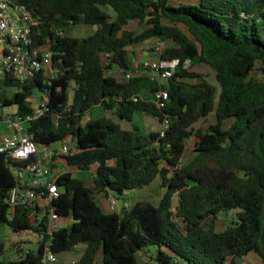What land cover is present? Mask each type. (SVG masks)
Wrapping results in <instances>:
<instances>
[{"label":"trees","instance_id":"1","mask_svg":"<svg viewBox=\"0 0 264 264\" xmlns=\"http://www.w3.org/2000/svg\"><path fill=\"white\" fill-rule=\"evenodd\" d=\"M16 1L64 32L71 26L97 27L88 37L65 34L53 39L62 74L46 88L50 111L28 125L38 144L71 143L74 152L66 158L70 166L95 170L94 187L71 173L59 179L61 197L55 206L71 226L55 234L54 252L69 253L85 245L73 264H238L237 259L251 253L264 264V80L253 77L258 64L264 73V0ZM132 22L147 27L136 33L127 29ZM152 39L165 45L161 60L181 62L166 83L110 74L116 68L132 71L129 49ZM186 61L207 64L218 85L184 69ZM38 87L44 88L38 80L21 85L9 76L0 78V109L17 106L20 116L31 115L29 99ZM159 89L169 93L164 109L151 102ZM96 106L132 127L108 116L83 124ZM137 114L162 123L168 119L170 126L163 137L160 132L145 135L135 130ZM213 114L214 124L194 127ZM192 138L196 156L185 165ZM158 179L168 189L159 206L137 202L116 213L105 212L96 202V191L122 196ZM15 184V174L0 154V224L41 237L38 251L6 264H41L49 220L32 225L25 207L8 218L4 198ZM231 210L240 211L238 221L218 231V215ZM4 251L0 242V264ZM140 254L150 262H142Z\"/></svg>","mask_w":264,"mask_h":264},{"label":"built area","instance_id":"2","mask_svg":"<svg viewBox=\"0 0 264 264\" xmlns=\"http://www.w3.org/2000/svg\"><path fill=\"white\" fill-rule=\"evenodd\" d=\"M64 35L63 29L47 26L16 0H0V78L9 76L21 85L38 80L44 87L36 88L29 99L33 109L31 115L20 116L17 106H13L15 111L0 113V124L6 125V132L0 138V154L5 156L10 168L13 164L16 165L14 170L11 168L16 184L4 198L9 207L8 218L14 219L19 207L27 208L28 219L34 226H40L44 218L48 217L41 264L59 262V257L53 250L55 234L64 226H71V222L61 219L55 206V202L61 197L58 181L64 175L55 166L71 156L74 148L65 142H58V148L54 147L55 144H38L30 136L28 125L50 111L51 93L46 88L52 86L62 74L61 61L55 60L57 53L53 39ZM180 64L177 59L147 60L136 64L128 73L121 72L127 80L147 76L160 84L159 79L169 80L178 71ZM191 65V61H186L183 67L189 69ZM12 90L16 92L19 88ZM133 100L137 101L138 98L134 97ZM168 101L169 93L164 89L155 91L151 97V102L159 109L166 108ZM59 117L61 116L58 115ZM87 117L88 113L83 118V124L88 122ZM169 126L170 122L166 119L160 131L162 137ZM110 203L112 209L117 210L120 199L115 195L111 196ZM28 253L30 251L25 252Z\"/></svg>","mask_w":264,"mask_h":264},{"label":"rangeland","instance_id":"3","mask_svg":"<svg viewBox=\"0 0 264 264\" xmlns=\"http://www.w3.org/2000/svg\"><path fill=\"white\" fill-rule=\"evenodd\" d=\"M173 4H179L181 0H171ZM146 25L141 26L137 22H132L129 26H127V29L134 31L136 33H142L146 29ZM183 29H186L184 26H182ZM86 28L83 25L78 26H71L68 28L67 31H65L66 35H69L71 37L76 38H83L90 36L91 32L89 31H83V29ZM89 29V28H86ZM164 44L158 40V39H152L147 41L144 44L137 45L130 48V61L132 63V68L139 64L144 58H149L152 61H159L161 53L163 51ZM189 71L191 73H196L205 76L211 83L218 85V82L216 80V75L214 71L205 63H201L199 61L192 62V65L189 67ZM107 74H109L107 72ZM113 76H116L119 79H123V74L120 69H114L112 73H110ZM253 77L257 80H264V73L262 71L261 65L258 64L256 67V70L253 74ZM168 80L166 79H159L160 84L166 83ZM73 88L70 89V96L71 100L73 97ZM12 112L15 111V107H7L0 109V113L3 112ZM88 116L90 118H99L102 116H108L113 119H115L117 122L121 123V125L124 128H131L132 126L129 123L119 121L116 116L113 115V112L110 110L105 109L102 106H96L92 110L88 112ZM216 122V116L213 114L209 116L207 119H202L194 124L195 128H208L210 125L214 124ZM134 127H137L143 131L145 135H149L153 132H160L162 128V122L152 115L148 114H137L134 119ZM231 122L226 123V128L230 126ZM6 132V125L0 124V137L3 135V133ZM195 142L196 139L192 138L187 143V151L185 153V156L183 158V163L189 164L192 162L196 156L195 153ZM69 146H71V143H68ZM60 146L59 143H55V148H58ZM15 164L12 165V169H15ZM211 166H214V164H211ZM75 171V169L73 170ZM94 176H95V170L89 171V172H77L73 174V177L81 178L85 181V184L88 187H94ZM137 193L133 195L132 198H130V202L133 204L137 202H149L156 206H159L162 199L165 197V194L167 193L168 189L164 188L162 186L161 179H158L151 185L144 187L142 189L136 190ZM132 196V194H123L122 196H117L118 198H129ZM96 202L97 204L105 211V212H116L121 213L123 209L128 208L125 205H122L120 202V206L117 210H113L110 203V196L107 195L105 192L96 191L95 194ZM179 204V198L178 194L174 197V208L173 210L176 211V207ZM131 208V206H130ZM239 210H231L227 213L222 212L218 215V219L216 222V229L220 232L227 230L232 225H234L235 222L238 221L239 217ZM179 225L185 229L184 224L182 221L177 220ZM211 222L210 219L205 221V225H208ZM40 240L41 237L38 233L35 231H19L16 232L11 229V227L7 224H0V242L4 246V256L1 258L2 262L9 261V260H15L18 255L23 254V252L26 251H38L40 246ZM86 246L80 245L77 247V251L64 253L58 255L60 259V264H64L66 262H71V260H79L81 256L83 255L85 251ZM141 261L146 263L150 262V259L147 257L146 254H140ZM70 259V260H68ZM241 264H263L259 256L255 253H251L247 259Z\"/></svg>","mask_w":264,"mask_h":264},{"label":"crops","instance_id":"4","mask_svg":"<svg viewBox=\"0 0 264 264\" xmlns=\"http://www.w3.org/2000/svg\"><path fill=\"white\" fill-rule=\"evenodd\" d=\"M84 27H86V28H89V29H86V28H84L83 29V31H89V32H91V34L90 35H93L96 31H97V27H91V26H85V25H83ZM84 38V37H83ZM147 42V41H146ZM145 42V43H146ZM144 44V43H143ZM130 50V49H129ZM152 61V60H150L149 58H144L140 63H142L143 61ZM131 62V61H130ZM131 65H132V63H131ZM17 109V108H16ZM91 118L90 117H87L86 118V121H89ZM127 128H129V127H127ZM5 134V132L3 133V135ZM2 135V136H3ZM1 136V137H2ZM0 137V138H1ZM55 168L57 169V170H59L60 172H63L64 174H67V173H71L72 174V177H73V174H75V173H77V172H81L79 169H77L76 167H72V166H70L68 163H67V161L65 160V161H60L58 164H56V166H55ZM75 169V171H73ZM73 178H78V177H73ZM132 194V196H130L129 198L127 197V198H119L120 199V202H121V204L122 205H127L128 206V208H130V206L131 207H133V203L132 202H130V198H132L133 197V195H135L136 193H137V191H129V192H126L125 194ZM110 197L111 196H114V194L113 193H109L108 194ZM116 196V195H115ZM126 206V207H127ZM75 251H77V248H76V250ZM24 254H25V252H23ZM20 258V255H18V257L15 259V260H18ZM15 260H9V261H15ZM68 260H70V259H68ZM9 261H5L3 264H6L7 262H9ZM77 261V260H76ZM76 261H74V260H71V262H66V263H64V264H73L74 262H76ZM57 264H60V259H59V262L57 263Z\"/></svg>","mask_w":264,"mask_h":264},{"label":"water","instance_id":"5","mask_svg":"<svg viewBox=\"0 0 264 264\" xmlns=\"http://www.w3.org/2000/svg\"><path fill=\"white\" fill-rule=\"evenodd\" d=\"M135 130H137V131H139V128H137V127H135ZM140 133V132H139ZM65 183V182H64ZM245 261V259H243V258H239V259H237V263L238 264H241V263H243Z\"/></svg>","mask_w":264,"mask_h":264}]
</instances>
